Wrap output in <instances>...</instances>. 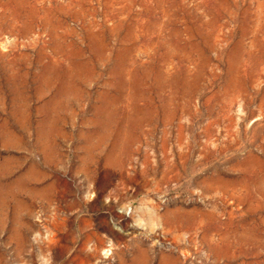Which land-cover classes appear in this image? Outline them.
Instances as JSON below:
<instances>
[{
	"label": "rangeland",
	"instance_id": "1",
	"mask_svg": "<svg viewBox=\"0 0 264 264\" xmlns=\"http://www.w3.org/2000/svg\"><path fill=\"white\" fill-rule=\"evenodd\" d=\"M0 264H264V0H0Z\"/></svg>",
	"mask_w": 264,
	"mask_h": 264
}]
</instances>
